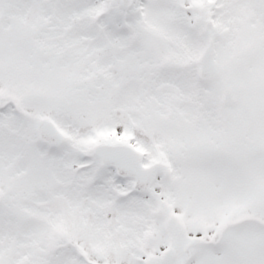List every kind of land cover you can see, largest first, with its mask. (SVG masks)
Instances as JSON below:
<instances>
[{"label": "snow or ice", "instance_id": "1", "mask_svg": "<svg viewBox=\"0 0 264 264\" xmlns=\"http://www.w3.org/2000/svg\"><path fill=\"white\" fill-rule=\"evenodd\" d=\"M0 264H264V0H0Z\"/></svg>", "mask_w": 264, "mask_h": 264}]
</instances>
